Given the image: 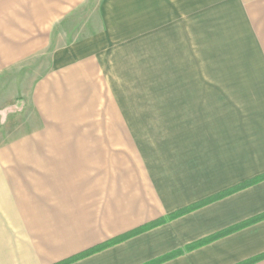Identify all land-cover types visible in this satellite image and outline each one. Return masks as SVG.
Returning a JSON list of instances; mask_svg holds the SVG:
<instances>
[{
  "label": "crops",
  "instance_id": "crops-1",
  "mask_svg": "<svg viewBox=\"0 0 264 264\" xmlns=\"http://www.w3.org/2000/svg\"><path fill=\"white\" fill-rule=\"evenodd\" d=\"M0 2V83L29 84L40 121L0 144V264H55L264 174V0H112L127 41L177 68L124 107L104 90L122 43L105 8L57 45L56 8L34 7L54 1ZM261 214L264 179L70 264H241L264 254V218L186 247Z\"/></svg>",
  "mask_w": 264,
  "mask_h": 264
},
{
  "label": "rangeland",
  "instance_id": "rangeland-1",
  "mask_svg": "<svg viewBox=\"0 0 264 264\" xmlns=\"http://www.w3.org/2000/svg\"><path fill=\"white\" fill-rule=\"evenodd\" d=\"M51 1L54 2L51 4H35L34 7L36 10L46 11V13H52L56 8L57 21L52 30L57 34L55 37L57 45L75 41L100 31L102 28L100 11L105 8V11L110 13L109 24H112L111 26L115 24V33L119 34L122 43L116 46L120 48L106 56L109 84L104 85V90L105 92H113L116 96H121L122 107H124L123 104L127 105L130 102L129 98L132 97L131 99H133L134 94L151 90V87L154 86L151 82L157 81L156 77L176 75L177 68L171 66L176 63V60H168V53L145 52L143 43L135 44L127 41L128 28L123 26L127 22L112 19L113 15L117 14L112 7V0ZM25 4L14 5L19 7ZM65 6L68 7L67 16H61L62 12L65 11ZM4 8H6V5L4 6L0 2V11ZM60 16L62 18L58 19ZM221 20L218 19V24ZM200 21L201 58H207L211 21L208 18H202ZM221 23L222 26L225 25L224 20ZM110 29L113 31L112 27ZM222 29L224 30V28ZM223 40L224 37L219 35L218 28L217 47L223 44L221 43ZM217 55V58H223L224 52H217ZM25 71L29 73V69ZM28 86L29 84L24 83H0V144L3 141L24 138L26 135H30L32 129L40 122L34 115L31 101L25 95Z\"/></svg>",
  "mask_w": 264,
  "mask_h": 264
},
{
  "label": "trees",
  "instance_id": "trees-1",
  "mask_svg": "<svg viewBox=\"0 0 264 264\" xmlns=\"http://www.w3.org/2000/svg\"><path fill=\"white\" fill-rule=\"evenodd\" d=\"M263 179H264V174L256 176V177H254L252 179H249V180L244 181L242 183H239V184H237L235 186L227 188V189H225L223 191H220V192H218V193H216L214 195L206 197V198H204V199H202L200 201H197L195 203L187 205V206H185V207H183V208H181V209H179L177 211L169 213V214H167L164 217H161V218L156 219L154 221H151V222H149L147 224H144V225H142L140 227H137V228H135V229H133L131 231H128V232L122 234V235H119V236H116L114 238H111V239H109V240H107V241H105L103 243H100V244H98V245H96L94 247H91V248H89V249H87L85 251H82V252H80V253L72 256V257H69V258L64 259L62 261H59V262H57L55 264H70L72 262H75V261H77V260H79L81 258H84V257H86L88 255H91V254L95 253V252H98V251L103 250L105 248H108V247H110V246H112L114 244H117V243H119V242H121V241H123L125 239H128V238H130L132 236H135V235H137L139 233L147 231V230H149V229H151L153 227L159 226V225H161V224H163L165 222H168V221H170L172 219H175V218H177L179 216H182V215H184V214H186L188 212H191V211H193V210H195L197 208H200V207H202V206H204L206 204H209V203H211L213 201H216V200H219L221 198H224V197H226V196H228V195H230V194H232V193H234V192H236L238 190H241V189H243V188H245V187H247V186H249L251 184L257 183V182H259L260 180H263ZM263 218H264V214H261V215L255 217V218L247 221V222L241 223V224L236 225L234 227H231L229 229L220 231V232H218V233H216L214 235H211V236H209L207 238H204V239H201V240L196 241L194 243H191L190 245H188L186 247V250H191V249H194L196 247H199V246H202L204 244H207V243L211 242L212 240H215V239H217V238H219L221 236L227 235V234H229V233H231V232H233L235 230H238V229H240V228H242V227H244L246 225L252 224V223H254L256 221H259V220H261ZM263 257H264V254L259 255L258 257H255V258L250 259L248 261H245V262H243L241 264H250V263L255 262V261H257V260H259V259H261ZM163 260H165V259H161L159 261H154L152 264L158 263V262L163 261Z\"/></svg>",
  "mask_w": 264,
  "mask_h": 264
}]
</instances>
